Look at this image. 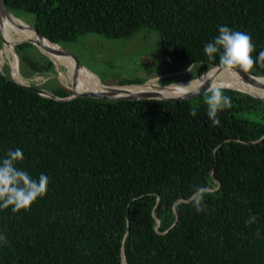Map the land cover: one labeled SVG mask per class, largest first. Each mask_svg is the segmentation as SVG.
Listing matches in <instances>:
<instances>
[{
  "label": "trees",
  "instance_id": "trees-1",
  "mask_svg": "<svg viewBox=\"0 0 264 264\" xmlns=\"http://www.w3.org/2000/svg\"><path fill=\"white\" fill-rule=\"evenodd\" d=\"M4 1L12 13L33 15L31 32L58 44L86 32L128 38L155 29L166 72L178 73L160 84L219 64L203 46L220 25L249 33L254 58L264 51V0ZM22 46L32 44L14 45ZM40 55L45 65L27 59L22 76L53 69ZM248 73L264 76V66ZM55 82L44 89L71 94ZM221 88L233 107L213 123L208 91L181 100L59 101L0 72V157L20 148L17 167L49 177L47 194L27 211L0 209V264H122V255L125 264H264V100ZM197 187L206 190L202 213L185 201ZM250 215L256 223L246 225Z\"/></svg>",
  "mask_w": 264,
  "mask_h": 264
},
{
  "label": "rangeland",
  "instance_id": "rangeland-1",
  "mask_svg": "<svg viewBox=\"0 0 264 264\" xmlns=\"http://www.w3.org/2000/svg\"><path fill=\"white\" fill-rule=\"evenodd\" d=\"M12 14L20 24L24 25V28L28 29L27 26L33 19L32 14L23 11H16ZM3 44L0 34V50L3 48ZM59 45L66 52L68 56L66 58L71 62L74 61L72 66L78 72L84 74V70L87 71L90 76L85 75L86 79L90 78L98 83L117 84L121 79L130 78L140 80L141 82L151 79L155 80V83L158 84L161 79L168 75L178 74L166 72V59L168 55L160 47L158 32L148 27H141L128 38H109L100 33L86 32L80 34L75 41H62ZM14 50L16 54L14 56L15 61L20 73L23 72V69L27 72L30 71L27 59L33 61L35 65L40 66L45 65L44 59H42L40 54L47 58L49 56L43 51H39L34 45L22 46ZM48 59L52 62L53 69L46 75L35 73L28 78L23 76L27 84L47 88L48 86H53L56 83L55 81H58L70 90V87H72L71 79L61 80L59 78V72L66 75V71H69L67 69L70 68H66L60 64L57 65L51 58ZM10 62V55L0 58V72L3 75L9 76L10 73L13 75ZM189 69L190 67L183 72ZM71 71L72 73L74 72V70ZM76 74L79 77L78 73ZM158 75L160 76L156 77Z\"/></svg>",
  "mask_w": 264,
  "mask_h": 264
},
{
  "label": "clouds",
  "instance_id": "clouds-1",
  "mask_svg": "<svg viewBox=\"0 0 264 264\" xmlns=\"http://www.w3.org/2000/svg\"><path fill=\"white\" fill-rule=\"evenodd\" d=\"M217 33L203 46V52L209 61L218 60L219 67L226 72H249L254 63L264 66V51H260L255 58L252 55L256 46L249 33L234 30L228 25H220ZM200 89L197 87L192 93L197 94ZM208 93L205 99L206 115L215 123L218 114L231 109L233 102L221 87L208 88ZM189 115L195 117L197 109H191ZM23 159L24 154L20 148L10 149L0 157V209L10 208L13 213L27 211L37 199L47 194L49 177L41 173L38 178H33L28 171L17 167V162ZM205 191L204 188L197 187L191 197L197 213L206 211L203 203ZM256 220V215H250L245 224H254ZM0 242H6L3 234H0Z\"/></svg>",
  "mask_w": 264,
  "mask_h": 264
},
{
  "label": "bare ground",
  "instance_id": "bare-ground-1",
  "mask_svg": "<svg viewBox=\"0 0 264 264\" xmlns=\"http://www.w3.org/2000/svg\"><path fill=\"white\" fill-rule=\"evenodd\" d=\"M1 22L3 24L4 31L6 32L8 42H4L3 48L0 50V58L6 57L7 55H10L11 62L10 67L12 69V77L23 84H26L25 78L20 74L16 67V61H15V55L13 53L12 44L13 40L15 39H32L33 43H38L37 39L38 37L33 34L34 32H31L30 30L26 28H19L17 25H15L10 19L7 17H4L1 19ZM8 24V25H7ZM38 47L50 56V58L55 62V64H60L65 66L69 71H66V75H63L59 72V78L61 80L64 79H71V85H73V89L75 92H83L85 88L91 89L92 91H100V90H106L103 88L100 83L96 82L93 79L87 78L86 76H90V74L84 70V74L78 72L75 67L72 66L71 61H69L65 56L61 55L60 52L56 51V46L48 44L47 41H45L43 44H38ZM15 49V48H14ZM74 70L79 75V81L73 84V75L72 71ZM86 75V76H85ZM58 77V76H57ZM92 78V77H91ZM264 81V79H262ZM202 82L209 83L210 86H226V87H232L238 90L250 92L252 94L258 95L260 97H264V86L263 85H257L252 84L246 81H242L239 78H237L235 75L226 72L224 70H219L218 68L214 67L209 69L204 76L201 78H198L196 80H190L187 82L182 83H174L171 85H168L164 88H158L155 80H150L148 84L146 85H134V86H115L112 87V91L118 92V93H125L130 95H139L147 92H154L158 95L162 96H175L179 95L182 92H186L190 89H193L197 87Z\"/></svg>",
  "mask_w": 264,
  "mask_h": 264
},
{
  "label": "water",
  "instance_id": "water-1",
  "mask_svg": "<svg viewBox=\"0 0 264 264\" xmlns=\"http://www.w3.org/2000/svg\"><path fill=\"white\" fill-rule=\"evenodd\" d=\"M4 17H7L8 19H10L19 28H23L24 27V25H22V24H20L18 22V20L14 17L12 12L8 10V8L6 7L5 1L4 0H0V34H1V37H2V40H3V43L10 41L7 38L6 32L4 31L3 24L1 22V19L4 18ZM27 27H28V30H30L29 25ZM33 34H35L38 37V39H37L38 43L37 44L33 43L32 39H29V38H27V39H25V38L24 39H15V40L12 41L13 42L12 49H13V53H14L15 56H16V54H15V50H14V45H16L18 43L28 42V43L34 45L35 47H37L39 49V51H41V49L38 47V44H43L45 41H47L48 44L56 46V49H55L56 51L60 52L61 55H63V56L68 58L66 52L64 51V49L58 43L51 41L50 39L42 36L41 34H39L37 32H34ZM48 58H50V57L48 56ZM74 64H76V63H74ZM16 67H17V63H16ZM214 67L218 68L219 70H222L219 67V64L211 65L207 69H205L200 75H198L196 77H193L191 79L183 80V81H173V82H170V83H167V84H160V83L157 84L156 83V85H157L158 88H164V87H166L168 85H171V84H174V83H182V82H187V81H190V80H196V79L201 78L202 76H204L205 73L209 69L214 68ZM229 73L235 75L237 78H239L242 81H246V82H249V83H252V84H257V85H263L264 86V81L262 80V79H264V76L252 75V74H250L248 72H244L242 70H234V71H231ZM72 75H73V84L75 82L77 83L79 81V78H78L76 72L74 71L72 73ZM159 76H156V77H159ZM8 78L10 80H12L13 82L17 83L18 85L23 86L26 89H29V90H31L33 92H36V93H38V94H40L42 96H45V97H48V98H51V99H54V100H59V101L71 100V99H74L76 97H92V98H101V99H104V100H125V99L181 100V99H186V98H190V97L196 96V95H198L200 93H203V92H207L208 88L212 87V86L209 85V83L202 82L201 84H199L197 86V87L201 88L200 92L197 93V94L192 93L194 91V89L197 88V87H195L193 89H190V90H188L186 92H182L181 94L175 95V96H162V95H158V94H156L154 92H147V93H143V94H139V95H130V94H125V93H118V92L112 91L110 89H112V87H115V86L125 87V86H134V85H146V84L149 83V81L151 79H148V80H145V81H142V82H139V83H131V84H103V83L99 82L100 85L103 88H105L106 90H100V91L96 92V91H92L91 89L85 88V90L83 92L77 93L73 89V85H72V87H70L71 94L69 96L57 97L56 95L52 94L48 90H46V89H44V88H42V87H40L38 85L27 84V83L23 84V83H20V82L16 81L12 77L11 73L9 74ZM215 87H217V86H215ZM218 87L234 89V90H237V91H240V92H243V93H247V94H249L251 96H254V97L258 98V99L264 100V97H260L258 95L252 94L250 92H246V91H242V90H238V89H235V88H232V87H226V86H218ZM214 155H215V152H214ZM191 197L186 199L185 201L191 200ZM174 223H175V221L172 223V225ZM122 264H125L123 255H122Z\"/></svg>",
  "mask_w": 264,
  "mask_h": 264
},
{
  "label": "flooded vegetation",
  "instance_id": "flooded-vegetation-1",
  "mask_svg": "<svg viewBox=\"0 0 264 264\" xmlns=\"http://www.w3.org/2000/svg\"><path fill=\"white\" fill-rule=\"evenodd\" d=\"M161 75H163V74H161ZM165 75V74H164ZM159 76V75H158Z\"/></svg>",
  "mask_w": 264,
  "mask_h": 264
}]
</instances>
